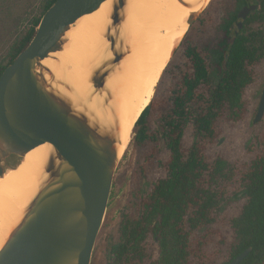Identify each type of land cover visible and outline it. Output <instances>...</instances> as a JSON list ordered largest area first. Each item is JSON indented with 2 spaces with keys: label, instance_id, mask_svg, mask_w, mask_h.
<instances>
[{
  "label": "water",
  "instance_id": "obj_1",
  "mask_svg": "<svg viewBox=\"0 0 264 264\" xmlns=\"http://www.w3.org/2000/svg\"><path fill=\"white\" fill-rule=\"evenodd\" d=\"M104 1L56 0L32 41L0 77V176L30 150L50 144L43 182L0 249V264H91L121 156L119 121L99 108L109 104L107 79L128 52L122 37L128 0L112 2L104 32L111 57L93 67L94 89L87 97L44 60L56 58L72 26ZM258 8L245 5L238 17ZM202 9L189 15V28ZM263 116L264 89L255 122ZM251 251L252 246L227 264H240Z\"/></svg>",
  "mask_w": 264,
  "mask_h": 264
},
{
  "label": "trees",
  "instance_id": "obj_2",
  "mask_svg": "<svg viewBox=\"0 0 264 264\" xmlns=\"http://www.w3.org/2000/svg\"><path fill=\"white\" fill-rule=\"evenodd\" d=\"M55 1L44 0L41 14L20 33L8 53L0 57V77L32 41L42 16ZM240 1L246 4L249 0ZM258 1L264 25V0ZM251 16L241 29L233 30L231 26L237 20L234 13L219 28L220 35L213 49L216 77L209 67L208 51L196 45L188 48L191 71L181 70L169 97L160 100L158 119L168 152L165 161L159 157L158 140L147 118L156 105L155 96L138 118L134 177L147 178L148 168L161 166L166 173L154 182L147 196L139 200L138 216L123 221L126 240L111 247L112 254L121 264L144 261L147 252L143 241L150 232L159 240L157 264H193L191 233L212 224L221 205V197L209 186L208 177L221 175L228 178L233 172L224 160H217L214 166L210 164L207 143L216 137L224 110L229 107L236 111L242 106V96L256 75L255 66L264 58V29L249 31L245 26ZM198 26L194 23L188 32ZM190 121L194 126V141L187 150L182 141L185 126ZM150 144L153 147L150 148ZM227 167L229 172L225 173ZM242 177L248 200L241 214L233 220L237 241L230 261L252 246V251L240 264H263L264 149L253 158Z\"/></svg>",
  "mask_w": 264,
  "mask_h": 264
},
{
  "label": "rangeland",
  "instance_id": "obj_3",
  "mask_svg": "<svg viewBox=\"0 0 264 264\" xmlns=\"http://www.w3.org/2000/svg\"><path fill=\"white\" fill-rule=\"evenodd\" d=\"M210 1V0H209ZM208 1V2H209ZM212 0L200 11L195 24L199 28L187 31L186 40L178 42L174 52L167 59L155 89L156 105L148 114L151 130L158 140L159 157L165 161L168 157L163 138V129L158 119L161 101L169 97L171 89L176 85L181 70L191 71L192 62L187 50L192 45L207 50L209 67L216 77L214 63V46L220 35L222 24L238 12L244 3L240 0ZM44 0H0V57L8 53L16 38L41 14ZM257 3L258 0H249ZM250 15L245 25L251 30L264 29L260 18V5ZM236 28V26H235ZM190 29V28H189ZM254 81L248 85L243 96L242 106L236 111L227 107L218 122L216 137L207 143L206 153L212 166L221 159L231 166L228 178L223 176L208 177L210 187L221 197L220 208L215 213V221L207 227L191 233L193 264H227L232 249L237 241L233 220L238 217L248 197L244 193L243 171L249 168L253 158L264 149V116L255 122L264 89V58L255 66ZM153 96V97H154ZM136 128L132 141L124 154L120 156L111 188L105 217L98 233L91 264H121L110 251L113 245L123 243V221L138 216V202L147 196L156 180L165 176L166 169L148 168L147 178L134 177L138 157L135 143ZM194 141V126L190 121L185 126L183 148L189 149ZM154 145V144H153ZM153 147L152 144L149 145ZM229 167L224 171L228 173ZM143 244L146 245V258L134 264H157L160 259L159 240L151 232L147 234ZM264 264V263H263Z\"/></svg>",
  "mask_w": 264,
  "mask_h": 264
},
{
  "label": "bare ground",
  "instance_id": "obj_4",
  "mask_svg": "<svg viewBox=\"0 0 264 264\" xmlns=\"http://www.w3.org/2000/svg\"><path fill=\"white\" fill-rule=\"evenodd\" d=\"M208 1L128 0L127 17L122 24L128 52L107 79L106 87L112 91L109 104L99 108L102 115L119 121V155L128 149L135 124L154 96L167 59L189 30V15ZM112 2L106 0L94 12L79 18L67 33L65 48L53 54L56 58L44 60L84 97L94 89L90 81L93 67L111 57L104 32L110 22ZM97 98H93V106ZM49 148V143L35 147L0 176V249L40 189Z\"/></svg>",
  "mask_w": 264,
  "mask_h": 264
},
{
  "label": "flooded vegetation",
  "instance_id": "obj_5",
  "mask_svg": "<svg viewBox=\"0 0 264 264\" xmlns=\"http://www.w3.org/2000/svg\"><path fill=\"white\" fill-rule=\"evenodd\" d=\"M249 4H252V3H249V1L245 4L244 3V5L241 7V9L245 6V5H249ZM240 9V10H241ZM240 10L238 11V12H235L236 14H237V20H235L234 21V23L232 24V29L233 30H236V29H241L243 26H244V21L248 18V16H250V14L253 12H250L249 14H248V16L245 18V19H242V18H239L238 17V13L240 12ZM256 11V10H255ZM240 21H242V27L241 28H239V25H238V23L240 22ZM235 26H236V28H235ZM110 251H111V249H110ZM112 252V251H111Z\"/></svg>",
  "mask_w": 264,
  "mask_h": 264
}]
</instances>
